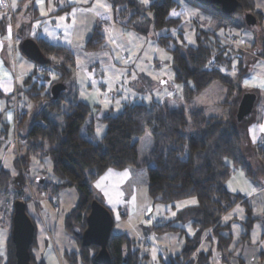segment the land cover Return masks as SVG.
Here are the masks:
<instances>
[{
    "label": "trees",
    "instance_id": "1",
    "mask_svg": "<svg viewBox=\"0 0 264 264\" xmlns=\"http://www.w3.org/2000/svg\"><path fill=\"white\" fill-rule=\"evenodd\" d=\"M26 1L21 0L20 4ZM107 1L111 4L114 21L137 35L147 36L150 29L160 31L177 28L180 24L179 17L169 15L173 9H179L176 0H149L148 3L140 0ZM236 1V10L226 14L220 5L203 6L195 0H188L211 18L224 21L225 27L232 26L235 15L239 13H251L257 23L261 21V13L254 10L252 0ZM219 28L220 25L215 30ZM195 34V46L179 44L169 35L159 36L157 44L171 56L174 82L182 87L184 103H192L213 82H219L224 88L223 105H230L229 118L225 120L220 117H207L201 109L185 112L181 107L171 109L154 102L150 105L126 104L116 115L110 112L101 115L99 119L104 124V133L96 143L82 134L83 130L89 135L94 130L95 118L92 117V110L88 105L75 100L67 106L66 111H61L66 99L63 93L68 89L74 68L71 52L65 47L50 44L42 39L35 40L44 58L42 64H35L36 68L42 67L44 70L40 79L44 84L37 88L38 82L24 80L27 87L25 94L33 101L38 98L43 100L45 109L31 115L23 111L24 113L18 116L15 133L23 154L17 155L14 160L17 170L15 175L5 170L0 162V193L13 189V206L17 201L23 202L26 211V205L31 201L25 196L27 181L23 168L26 159L37 155L48 157L53 175L58 180L49 188L51 194L55 195L67 188L75 189L78 194L76 206L63 220L64 231L73 236V229L78 228L81 232L85 229V218L92 201L95 200L106 208L93 192L92 184L95 180L108 169L122 171L131 167H144L147 194L153 203L172 206L190 198L196 201L194 206L178 212L176 218L190 221L195 235L186 238L182 251L162 264H210V252L204 253L197 249L203 237L207 243H215V249L222 262L228 264L233 255L230 250L232 236L230 225L221 220L241 198L229 193L225 188V183L231 176L230 166L226 162L230 161L232 165L241 168L252 180L264 173V146L258 144L254 147L259 163L254 170L242 151L248 140V116L240 123L235 117L238 103L244 93L241 80L247 68L246 64L250 66V61L254 59L252 55L264 58V39L259 45L251 44L245 52L231 44V37L219 38L215 31L197 28ZM107 48L101 28H94L84 45V50L93 53ZM245 58H250V61L246 62ZM233 63L236 70L234 74L230 73L233 72ZM46 81H50L48 90L57 83L65 86L57 99H52L50 91H45ZM32 91L39 93L32 94ZM6 98L0 93V100ZM13 103L15 106V101ZM53 113L62 114L60 124L51 119L50 115ZM0 125L5 128L7 126L3 123L1 113ZM146 133L151 135L152 145L146 159L140 162L137 139ZM45 183H37V188L45 189ZM241 204L245 205L247 221L245 232L238 244L249 238V230L255 221L247 202L242 201ZM12 216L13 207L9 213L10 229L6 242V257L0 264H16L11 240ZM173 221L158 225L159 220L151 230L156 235L178 232V227ZM262 221L264 224V213ZM34 237L35 229L29 248V262L44 264L36 263L31 255L32 246L35 244ZM73 237L78 244V252L65 253V261L68 264H100L95 262L99 248L82 247L80 237ZM123 240L125 238L111 234L106 246L110 264H141L142 258L136 252H124L120 248Z\"/></svg>",
    "mask_w": 264,
    "mask_h": 264
},
{
    "label": "rangeland",
    "instance_id": "2",
    "mask_svg": "<svg viewBox=\"0 0 264 264\" xmlns=\"http://www.w3.org/2000/svg\"><path fill=\"white\" fill-rule=\"evenodd\" d=\"M16 1L11 0L12 4L16 3ZM140 1L144 3L148 2V0ZM176 1L179 4V9H173L169 15L170 17L180 18V24L177 28L160 31H152L150 29L147 36L137 35L132 31H129L128 35H120L118 32H115L113 34L115 45L110 46V49L114 53V56L119 57L120 54L124 56L125 58L122 57L123 60H120L114 66L94 67L90 71H80L79 69L77 72L73 71L74 76L71 77L68 89L63 93L67 99L61 111H66L68 104L72 101L71 98L74 96H76L77 100L98 102V108L91 107V115L95 118L93 134L89 135L85 130L82 131L83 136L87 139L89 138V140L96 143L102 137L104 124L98 118L100 113L111 109V113L116 115L126 104L150 105L154 102L166 105L171 109L181 107L186 112H190L195 108L204 110L207 116H216L225 120L229 118L230 105H223L225 101L224 88L219 82H213L191 104L184 103L182 99V87L174 82L171 56L164 48L157 44V38L169 35L179 44L184 43L187 46H195V31L197 28H201L215 31L219 38L223 36L226 39L233 37V43L246 49L252 42L260 44L263 41L264 21L256 23L253 27H248L245 23L247 13H239L235 15L233 25L225 27L223 25L224 21L211 18L202 9L189 3L188 0ZM10 20L7 17L3 24V29L0 30V92L3 94L13 93L14 86L17 84L19 86L20 84L19 75L24 73L29 74V77L26 79H30L32 83L38 82L37 88L41 84H44L38 77L35 78L32 75V70L35 67L34 63L25 58L20 51V44L28 36V27L25 25V14L21 13L16 18V25ZM218 25H220V28L215 30ZM41 26L38 21L33 22L31 30L41 28ZM106 38L107 43H109V36H106ZM233 38L229 41L233 40ZM245 61H250V58H245ZM246 67L247 69H245L248 73L251 72L252 76L264 77V62L255 61L252 66L248 68L246 64ZM232 68L233 72L230 73L234 74L236 72L234 63L232 64ZM50 76L54 77L52 74ZM49 82L46 81L45 83L46 92L50 91V89L48 90ZM18 89L16 104H18L19 110L23 108L24 111L31 115L44 109L45 102L43 100L38 98L36 101H33L26 96L24 91L20 90V87ZM31 93L36 94L39 92L32 91ZM50 117L58 124L62 122L61 113H53ZM13 134V129L10 127L8 139H0V162L3 168L9 171L11 175L17 174L14 166L15 158H17V155L23 154V150L20 149L19 139L17 145L13 142ZM151 145L152 137L149 133L137 139L140 162L146 159ZM242 151L246 155L245 146H243ZM23 170L29 184L25 196L31 199L26 205V211L32 219L35 229V242L38 245L39 253L42 255L43 263L66 264L63 255L70 252V243H64L63 239L68 237L67 239L72 241V238L64 232L62 226L63 219L60 214L61 210L69 212L68 210L70 209L67 206L58 207L51 198L49 188L52 183L55 184L58 181L53 175L51 161L48 157L29 156L26 159ZM132 172V188L135 189L136 193L134 213L133 215L130 214L131 209H133L132 207H127V209L124 207L120 210L116 209V211L109 210L113 218L111 232L114 235H122L130 239L134 244L133 249L140 256L146 255V259L142 262L143 264H162L163 261L169 260L182 251L185 247L186 238L193 237L195 230L190 221L186 219L176 220L175 218H177L176 213L178 210L184 206L195 204L196 201L194 198H190L176 202L172 206L153 203L147 194L146 169L144 167H132ZM42 179L43 182H46L44 185L45 189L39 190L37 188V180ZM67 191L76 193L73 189ZM125 191L129 195L130 190L128 191V187L125 188ZM13 198V189H10L6 193H0L1 263L6 257V242L10 229L9 213L13 207ZM44 198L47 200V203L50 201L52 205L56 206L51 210L55 211L56 215L58 213V219L57 217L55 219L53 216L51 224L48 223L44 212V205H42ZM146 206L151 208V213L144 212L143 214ZM242 210L240 208L234 215L239 216ZM122 214H125V216L122 217ZM173 219V224L178 227V232L156 235V238H149L150 232H145L146 229H151L152 226H155L158 220H160L159 225ZM263 229L262 221H257L256 233L258 230L263 231ZM47 230L50 232L49 236L46 234ZM235 230L238 231L239 226H235ZM65 242L68 241L66 240ZM209 263L215 264L214 255H211Z\"/></svg>",
    "mask_w": 264,
    "mask_h": 264
},
{
    "label": "crops",
    "instance_id": "3",
    "mask_svg": "<svg viewBox=\"0 0 264 264\" xmlns=\"http://www.w3.org/2000/svg\"><path fill=\"white\" fill-rule=\"evenodd\" d=\"M20 1L21 0H17L15 3V7H13V4L10 0V7L15 12V16L10 21L13 22L14 25H16V18H18V16L21 13H23L25 14V18H26L25 25L28 27L27 29L28 36L25 39H30L33 41L37 39H42L50 44L62 46L69 49L74 60V68H73L74 72H77L78 69L80 71H90L94 67L99 68V67H107L111 65L114 66L120 60H123V58H125L121 54L120 56L118 55L119 57L114 56V53L110 49V46L115 45V40L113 37V34L115 32H118L120 35L122 34L128 35L130 30L121 27L117 22L114 21L113 10L111 8V4L107 0H27L22 4H20ZM252 2H253L254 10L261 13V22L264 21V14H263L264 0H252ZM5 19H7L6 12L0 11V30L3 29V24L5 22ZM37 21L42 26L41 28L39 27L32 31L31 30L32 23ZM45 27L46 29H44ZM96 27L101 28L108 48L106 50H102L99 52L88 53L84 50V45L88 40V38L90 37L93 29ZM106 36H109V41H108L109 43H107ZM232 41H234V38ZM253 43H257V42H252L251 44ZM231 44L235 48L247 52L246 49H248V47H246V49H243L241 48L242 46H239L236 43H231ZM252 57H254V59L250 61V66H252L255 63V61L264 62V58H260L253 55ZM250 66H248V68ZM36 70L37 68L35 66L32 70V75L35 74ZM74 72L72 73V77L74 76ZM19 77H20L19 78L20 84L19 86L18 84L14 86L13 93L3 94L0 92L5 98L8 97L6 99L0 100V113L2 114L3 123L7 124L6 128L3 125H0V139L2 140L8 139V131L10 127H12L13 132L15 133L16 130L13 121L16 112L20 114L24 113L23 108L20 110L18 109V104H16L17 103L16 98L18 100V96H17L19 90L18 87H20V90L24 91L25 93L27 87L24 85V80H26V78L29 77V74L28 73L20 74ZM246 81L248 83H246ZM262 84H264V77L252 76L251 72L248 73L247 70L245 71L243 78L241 80V85L244 90V93L255 94V102L253 105V109L251 113L248 115V119H247L248 140H247V144L245 145L246 155L244 154L243 155L246 161L250 164V166L254 170L256 168L255 166H258L259 164L258 160L255 157L254 147L257 146L258 144L261 147L264 146V132L261 131V126H264V86H261ZM71 100H72L71 102L77 100L76 96L71 98ZM12 101L13 102L15 101V106ZM77 101H81L82 103L88 105L90 108L91 107L98 108L99 106L98 102L95 101L94 102H87L85 100H77ZM194 109L195 108H193V110ZM183 110L186 112L184 108ZM202 111L204 113V110ZM107 112L111 113V109L103 113H107ZM103 113H100L98 118H100ZM207 117H216V116H207ZM254 137H255V142L253 140ZM37 157L39 156L37 155ZM226 163L227 165L230 166L231 176L225 183V188L229 193L239 196L241 198V201H239L231 210H229L222 217L221 220L223 223L230 225L229 231L232 236V244L230 245V250L233 251V255L231 256L228 264H264V229L263 231L258 230V232L256 233V222L259 220L262 221V216L264 213V173L260 176H256L255 179L252 180L245 175L244 171L241 168L232 165L230 161H227ZM25 179L27 181L26 176ZM132 181H133L132 167L122 171L108 169L97 180L93 182L92 189L96 197L100 199V201L108 210L116 211V209L120 210L124 207L126 209L127 207L128 208L132 207L133 209H131L130 214L133 215L134 204H135L134 200L136 199V193H135V189L132 188L133 187ZM127 187H128V191L130 190L129 195L125 191V188ZM27 188H29L28 181H27ZM69 189H73V188L60 190L55 195L51 194V198L53 199L54 204H56L58 207H64V206L69 207L68 209L70 210L68 211L70 212L78 202V194L75 189H73L76 192L75 194L71 193V191H67ZM242 201H246L247 204L249 205L251 216L252 218L255 219V221L252 224L251 229L249 230V238H247L245 242L238 244V242L241 240V235L244 234L245 232V223L247 221L246 208L244 204H241ZM42 205H44V209H45L44 212L46 214V218L49 224L52 223L51 219L53 216L55 217V219L56 217L58 219V213L56 215L55 214L56 212L51 210L52 208L56 207L55 205H52L50 201L47 203V200L45 198L42 200ZM49 205L51 206L49 207ZM194 205L195 204L189 206H194ZM189 206H184L183 208L178 210L177 213ZM240 208L243 209L241 214L239 216L234 215L236 212L240 210ZM69 212H64V210H61V214L60 213L59 214L61 215V218L64 220V217ZM144 212L151 213L152 210L151 208L146 206L143 210V214ZM124 216L125 214L124 215L122 214V217ZM62 226H63V222H62ZM235 226H239L238 231L235 230ZM145 232H150L149 238L152 237L156 238V234L151 229H146ZM46 234L48 236L50 235L49 230L46 231ZM68 235L71 236L72 241H69L67 239L68 237H65L66 239H63L64 243H70L69 245L70 252L67 253L78 252V245L76 240L72 235L70 234ZM255 235L256 237H254ZM115 236L125 238V241L123 240L120 245V248L124 252L130 251L137 253V251L133 249L134 244L130 239H128L127 237H123L122 235L121 236L115 235ZM66 240L68 242H65ZM204 240L205 237L201 239L197 249L204 253H207L209 251L210 257L211 255H214L215 264H224L221 260L220 255L217 253L215 249V243L210 244V242H208L209 243L208 244ZM37 246L38 245L35 242L34 246H32L33 250L31 249V255L36 263H41V262L43 263L42 255L39 253ZM207 246L209 247L207 248ZM62 247L63 249H65L64 246ZM138 256L142 258L141 264H143L142 262L143 260L146 259V255L140 256L138 254ZM168 261L169 260H165L163 261V263H167ZM66 264L68 263L66 262Z\"/></svg>",
    "mask_w": 264,
    "mask_h": 264
},
{
    "label": "water",
    "instance_id": "4",
    "mask_svg": "<svg viewBox=\"0 0 264 264\" xmlns=\"http://www.w3.org/2000/svg\"><path fill=\"white\" fill-rule=\"evenodd\" d=\"M203 6L220 5L221 9L226 14L233 13L237 8L236 0H195ZM245 23L248 27H253L257 20L251 13L245 16ZM20 51L22 55L33 62L34 64H42L44 58L38 49L35 41L25 39L20 44ZM65 86L61 83L53 85L50 89L52 99H57L61 91H64ZM255 102V94L244 93L241 96L239 104L236 109V121L240 123L246 116H248ZM38 184L43 183L42 180H37ZM85 229L81 232L80 229L75 228L72 231L73 236L80 237V244L82 247H98L99 251L95 256V262L100 264H110V257L107 252V243L111 236L113 226V218L109 210L104 208L97 201L90 203L89 213L85 218ZM34 227L31 219L25 211V204L17 201L13 206L11 240L14 245V256L16 264H30L29 248L33 240Z\"/></svg>",
    "mask_w": 264,
    "mask_h": 264
},
{
    "label": "built area",
    "instance_id": "5",
    "mask_svg": "<svg viewBox=\"0 0 264 264\" xmlns=\"http://www.w3.org/2000/svg\"><path fill=\"white\" fill-rule=\"evenodd\" d=\"M0 11H4L6 12V15L8 18L12 19L15 16V12L11 9L10 7V2L9 0H0ZM44 74V70L42 67H38L35 74L33 76H35V78H39L41 79V77ZM21 115L20 113L16 112L15 117H14V121L13 124L15 126V130H16V125H17V121H18V116ZM13 142L15 144H17V137H16V133H15V137L13 139ZM159 222V220L157 221Z\"/></svg>",
    "mask_w": 264,
    "mask_h": 264
},
{
    "label": "snow or ice",
    "instance_id": "6",
    "mask_svg": "<svg viewBox=\"0 0 264 264\" xmlns=\"http://www.w3.org/2000/svg\"><path fill=\"white\" fill-rule=\"evenodd\" d=\"M13 7H15V2L13 3ZM246 83H248V82L246 81ZM261 86H264V84H262ZM261 131L264 132V126H261ZM98 134H99V129H98ZM253 140L255 142V137L253 138ZM193 203H194V201H193Z\"/></svg>",
    "mask_w": 264,
    "mask_h": 264
}]
</instances>
